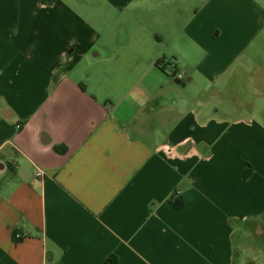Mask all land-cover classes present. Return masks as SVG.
<instances>
[{
	"label": "crops",
	"instance_id": "crops-1",
	"mask_svg": "<svg viewBox=\"0 0 264 264\" xmlns=\"http://www.w3.org/2000/svg\"><path fill=\"white\" fill-rule=\"evenodd\" d=\"M262 220L264 5L0 0V264H242Z\"/></svg>",
	"mask_w": 264,
	"mask_h": 264
},
{
	"label": "rangeland",
	"instance_id": "rangeland-1",
	"mask_svg": "<svg viewBox=\"0 0 264 264\" xmlns=\"http://www.w3.org/2000/svg\"><path fill=\"white\" fill-rule=\"evenodd\" d=\"M256 1L264 5V0H256ZM123 17L124 20L126 21L125 26L129 31H131V35H127L126 37L127 46H125L127 50H130L135 48L136 44L137 47L140 45V41H141L140 37L137 36L135 37L132 31H134L135 29L139 28L142 25L145 16H144V12L140 8L139 9L133 8L130 11L126 10L125 12H123ZM150 31L151 30H145V32L141 34L142 35L141 44L150 45V46L156 45L155 44L156 37L153 35L154 33H151ZM100 43L101 44L108 43L116 47L121 44L119 40L116 39L114 41L111 39V37L107 39L103 37ZM129 53L130 52L127 51V54ZM138 65L139 64L134 63L133 65L134 69H137ZM83 68L87 69V67H85L84 64H83ZM94 69L95 68L92 67V70ZM181 83L182 82L180 81L178 84ZM237 247H238L237 248L238 251L241 253L243 257L242 264H264V225L256 224L254 232L251 231V233H246L244 238H239L237 240Z\"/></svg>",
	"mask_w": 264,
	"mask_h": 264
},
{
	"label": "trees",
	"instance_id": "trees-1",
	"mask_svg": "<svg viewBox=\"0 0 264 264\" xmlns=\"http://www.w3.org/2000/svg\"><path fill=\"white\" fill-rule=\"evenodd\" d=\"M170 65V63L167 65V66H169ZM157 66L158 67H160V68H162V70H165V68L166 67H164V62L163 61H161V62H158L157 63ZM174 205L177 207V208H182L183 207V202H182V200L181 199H176L175 201H174ZM110 261H112V263L113 264H116V261L114 260H110Z\"/></svg>",
	"mask_w": 264,
	"mask_h": 264
},
{
	"label": "built area",
	"instance_id": "built-area-1",
	"mask_svg": "<svg viewBox=\"0 0 264 264\" xmlns=\"http://www.w3.org/2000/svg\"><path fill=\"white\" fill-rule=\"evenodd\" d=\"M182 78H183V75L182 74L177 77L178 80H181ZM43 175H44V173L42 171H37V173H36V176L39 177V178H42ZM16 237L17 238H20L21 236L20 235H17Z\"/></svg>",
	"mask_w": 264,
	"mask_h": 264
}]
</instances>
